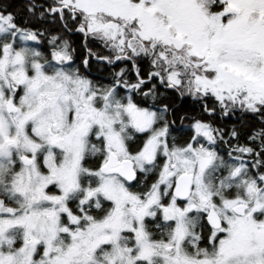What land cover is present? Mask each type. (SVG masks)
<instances>
[{"label":"snow or ice","instance_id":"snow-or-ice-1","mask_svg":"<svg viewBox=\"0 0 264 264\" xmlns=\"http://www.w3.org/2000/svg\"><path fill=\"white\" fill-rule=\"evenodd\" d=\"M27 10L74 21L109 53L89 56L130 65L135 82L126 68L94 82L67 40L42 50L44 33L0 5V264H264V126L225 158L212 123L239 113L264 124V0ZM158 84L210 118L190 117L183 142L168 104L138 99L157 100Z\"/></svg>","mask_w":264,"mask_h":264},{"label":"trees","instance_id":"trees-1","mask_svg":"<svg viewBox=\"0 0 264 264\" xmlns=\"http://www.w3.org/2000/svg\"><path fill=\"white\" fill-rule=\"evenodd\" d=\"M30 2L43 5L46 9L52 3V0H0V5L7 6L8 11L15 13L18 17V22L22 26L44 33L42 42L38 47L46 51L48 49L47 40L50 36L59 35L62 39L69 42L71 49H74L72 52L73 67L78 68L89 79L100 84L108 85L114 81L115 73L119 72L121 68H126L129 69L127 78L131 82H135V73L130 71V65L123 62H116L115 64L109 65L106 61L96 59V56H89L88 49H91L97 55L101 56L108 55L109 53L99 42L86 40L83 34L76 32L74 21L67 20L68 28H65V22H62L57 15L49 14L47 11H45L43 18L40 17L39 11H37L36 15H32L27 10ZM69 29L72 30L69 31ZM86 58L88 59L87 66L84 64ZM143 67L146 72L147 66L144 65ZM145 72H142V74H145ZM157 88V100L154 101L151 97H138V99L142 100L145 106L153 104H156L158 107H162L163 104L170 106L171 111L168 116L170 120L175 122L171 125V134L180 142L187 140L191 133L190 124L192 121L190 117L195 116L205 120L210 119L207 114L202 112L201 105L191 97L186 96L181 98L172 90L165 89L159 84ZM182 117L183 119H181ZM212 123L214 127L223 130V142H218L216 148L225 158H228V152L238 144L244 145L247 143L252 145L253 142L248 140L249 135L254 130H258L261 126H264L258 116L239 113L228 117L217 114L212 119ZM233 129L239 133L237 138H233L230 135ZM255 143L258 145L259 141ZM257 150L259 149L257 148ZM233 155H238V153H233ZM244 160L249 165L254 163L247 155L244 156Z\"/></svg>","mask_w":264,"mask_h":264}]
</instances>
